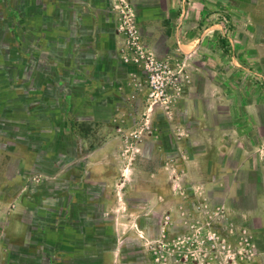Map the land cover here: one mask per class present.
<instances>
[{
    "label": "rangeland",
    "instance_id": "374dc122",
    "mask_svg": "<svg viewBox=\"0 0 264 264\" xmlns=\"http://www.w3.org/2000/svg\"><path fill=\"white\" fill-rule=\"evenodd\" d=\"M28 2L0 0V33L15 41V26L26 39L15 61L0 41V199L12 201L0 205V213L20 215L21 208L52 204L53 231L40 242L22 237L15 245L28 246L29 255L45 264H62L53 254V235L73 204H93L105 228L113 222L121 230L115 246L122 263L263 264L264 0H36L46 6L42 16L15 19L12 9L36 6ZM219 7L226 39L236 41L234 48L222 45L227 55L236 52L223 66L238 72L243 92L230 118L224 105L211 111L206 81L193 76L202 63L193 62V48L184 49L181 30L166 45L178 25L201 22L203 10ZM102 18L110 48L97 45ZM85 29L93 31V67L73 60ZM244 46L245 57L239 55ZM109 53L114 66L106 81L116 86L121 104L101 118L74 109L78 99L70 94L66 109L62 95L101 70L98 61ZM213 115L219 120L212 127L182 124ZM200 136L210 137L211 146L198 145ZM232 137L242 141L233 142L232 151L245 157L242 164L215 148L216 139ZM42 150L60 159L51 166ZM215 163L236 173L220 175ZM242 168L253 173H239ZM5 240L0 227V264L10 258Z\"/></svg>",
    "mask_w": 264,
    "mask_h": 264
},
{
    "label": "crops",
    "instance_id": "0c3cea01",
    "mask_svg": "<svg viewBox=\"0 0 264 264\" xmlns=\"http://www.w3.org/2000/svg\"><path fill=\"white\" fill-rule=\"evenodd\" d=\"M31 3L36 6H27L26 9L22 11H19L14 8L12 9L11 14L15 19L20 20L22 18V15L27 17L31 16L33 17V19H35L37 16H42V11L44 8H46L44 3H36V0H29L26 5H31ZM201 5L202 4L200 3L199 6ZM21 12H23L24 14H21ZM66 14L67 16H65V18L67 19L68 15H70L71 13L67 12ZM202 14L203 21L201 22L185 21L184 23L178 25V27H176L173 33L171 34V37L167 39L166 45H170L173 36H177L178 31L181 30L182 37L184 39V49H188L187 51H190L191 48H193V50H195V57L193 58V62L202 63L200 69L193 72V76L204 79L206 81L208 86H206L205 95H208L207 98L208 100H210L212 106L211 111H213L220 105H224L226 106L227 114L230 118V115L233 114L232 112H234V110H237L236 106L238 104V96L241 94L239 93L240 87L235 81L238 79V72L232 68L227 69V67L223 65H225V60H228V62L235 60L236 58L234 55L236 54V52L232 53L231 50H228L227 55V52H225V50L223 51L221 47L222 45L227 44L234 48L233 45H235L234 42L236 41H232V38L226 39V33H228V26H226V24L221 21V19L223 20L222 8L219 7L215 8L214 10L206 9L203 10ZM262 14L264 15V13ZM207 19L208 21L210 19H213L214 21L213 23H208ZM259 25L261 31H264V20L263 22H259ZM105 27L106 24L104 19L100 23V26L96 29L95 35L96 37L98 36L97 45H106L110 48V45L112 43L111 40L107 38V36L109 35H106L105 31L107 30V28ZM10 31L13 33L15 41L12 40L11 37H7L5 34L2 33H0V41L6 43L7 46H10L8 49L9 51L6 55L11 57L12 61H15V59L19 58L13 57L17 52L19 46H21L22 41L26 42V39L23 38L24 36L19 37L16 34L15 26ZM21 31L25 33L28 30L23 28V30ZM92 35L93 31H89L88 29H85L83 33L80 32L79 34L81 42L77 39L78 42L76 43L80 42L76 50L74 51V53H76L77 55H74V58H72L73 60L77 59V61H79L78 64L80 65L89 64L91 67H93V54L90 53V47L93 46ZM196 40L198 41L197 46L195 45ZM10 42L13 43L10 44ZM246 42L247 41H245V43ZM211 49H214L215 51ZM239 50H242V53L239 54L240 56H247L244 55V53L247 52L245 46L240 47ZM199 56L202 57L198 58ZM10 60V58H7L4 63V67L7 70L11 68ZM113 62V56L110 53L108 55H105L103 59L98 61V63L101 64V70H96L95 75L90 73L89 77H85V81L81 82L80 85L75 86L73 90H71L70 88V91H68V89V92H66V94L62 93V100L64 101L63 105L65 106V108H68L66 99L71 94L73 95V97H75V99H78L76 100V108L74 107V109L81 110L84 113L96 112L102 115L100 116L101 118L110 116L113 109L118 107L122 101L115 92L116 86H111L110 84H107L106 81V78L107 76H109L110 73L109 71H113ZM56 69L57 68L55 67V70ZM222 79L228 81V85L226 84L224 87L223 85H220V80ZM240 92L243 94L241 90ZM52 95H56V92H54V94ZM247 100L249 101V109L251 112H253V103L250 102L251 100ZM188 103L189 105H191L190 101ZM217 120H219V118H216V115H213L211 119H207L206 117H200L197 122L187 117L182 121V124L190 127H212L216 125V123L213 122H216ZM227 121H231V119H228ZM251 122L253 123L254 120H251ZM59 138L63 137L60 136ZM232 138V141H218L216 139V141L214 142L216 150L220 153H223L224 158L231 157L232 159H234L236 156H234L232 152L234 150L233 142L236 141L242 143L239 137ZM193 140L196 139L193 138ZM63 141H65L64 138L59 143V147L64 146L65 142L63 143ZM36 143H38V148L40 149L42 148V143L44 142L41 141ZM196 143L198 145H203L205 148H208L213 142L210 137L207 138L204 136L203 138V136H200L199 138H197ZM262 144L264 146V139L262 141ZM40 155L42 159L49 163L51 166L54 165L58 159H60L59 157L58 159L56 157H54L53 159L48 157L44 150L41 151ZM262 157V167H264V149L262 152ZM236 159H239L238 164H242L245 161V157L243 155L238 158L236 157ZM211 166L218 169V173L220 175H231L236 173L235 170L229 169L225 164L215 163L211 164ZM237 166L241 167V165ZM239 173L250 174L253 173V171L251 169L242 168L241 170H239ZM232 188L233 187H231V189ZM11 202V199H0L1 206H6ZM51 205L44 203L39 209H30V207L21 208L20 215L10 213L3 216L2 213H0V227H2V231L6 238L5 249L7 253H10V258H6V262H4V264H45V262H43L41 258L29 255L30 251L32 250L29 249L28 246H17L15 245L14 241H17L16 239H20L22 237L25 239L37 237L36 239L38 242H40L39 240H44V238L48 236L47 234L53 231V228L51 226L53 215L50 214L49 209L51 208ZM259 217L261 221V227L264 229V211L261 212V215ZM111 222L112 220L110 219L109 223ZM114 228L115 225L113 224V222L112 229H110L108 226L107 228H105L103 216L99 214L96 215V212L93 208V204H73V207H71V213L67 215V217H65L64 223L61 225V230L57 234L53 235L58 243L53 249V254L59 257L57 258V260L59 259L62 264H125L122 263V261L124 262L121 254L122 250L117 251V248L115 246L116 238L117 236H120L121 230H115ZM262 255L264 257V251L262 252Z\"/></svg>",
    "mask_w": 264,
    "mask_h": 264
}]
</instances>
